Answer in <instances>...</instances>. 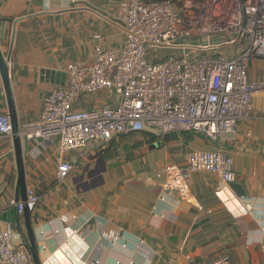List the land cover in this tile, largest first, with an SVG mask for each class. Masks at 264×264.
<instances>
[{"label": "crops", "instance_id": "1", "mask_svg": "<svg viewBox=\"0 0 264 264\" xmlns=\"http://www.w3.org/2000/svg\"><path fill=\"white\" fill-rule=\"evenodd\" d=\"M121 0H2L0 50L18 126L39 121L44 96L65 85L70 65L93 61L97 46L118 51L124 35L116 15ZM56 74L58 76L56 77ZM62 74V75H61ZM247 75L261 87L249 116L233 133L213 141L198 133L114 135L104 145L61 151L57 138L38 142L21 133L24 194L39 195L30 227L40 264H264V58L249 61ZM106 93L85 94L76 110L114 105ZM0 113L8 114L0 74ZM150 132V133H148ZM25 137V142L23 137ZM157 142V143H156ZM191 150H219L232 159L234 182L211 172H188L189 197L163 187L162 168L182 165ZM72 170L61 182L57 166ZM13 134L0 136V230L29 252L20 200ZM9 220H13L11 223ZM115 233L116 239L108 237ZM31 264L32 259L30 255ZM0 264H7L0 259Z\"/></svg>", "mask_w": 264, "mask_h": 264}, {"label": "built area", "instance_id": "2", "mask_svg": "<svg viewBox=\"0 0 264 264\" xmlns=\"http://www.w3.org/2000/svg\"><path fill=\"white\" fill-rule=\"evenodd\" d=\"M116 19L125 39L120 49L97 46L92 62L70 65L66 84L44 96L39 121L19 127L20 134L40 143L57 138L61 151L142 131L191 132L216 141L249 116L261 84L248 78L247 67L264 58V0H121ZM102 92L114 105L74 108L83 95ZM11 133L9 115L0 113V136ZM183 162L162 168L163 187L182 199L189 197L188 172L234 182L232 159L219 150H191ZM71 170L60 162L56 179L65 180ZM38 201L28 189L24 201L10 205L22 214ZM0 259L31 264L28 251L14 245L10 224L0 230Z\"/></svg>", "mask_w": 264, "mask_h": 264}, {"label": "water", "instance_id": "3", "mask_svg": "<svg viewBox=\"0 0 264 264\" xmlns=\"http://www.w3.org/2000/svg\"><path fill=\"white\" fill-rule=\"evenodd\" d=\"M2 0H0V3ZM0 21H7L11 22L12 25H14V21H12L10 18H0ZM9 59V55L7 54L6 57L3 56V53L0 50V74L2 77V81L4 84V90H5V98L7 100V105H8V115L10 118L11 122V128H12V134H13V139H14V146H15V152H16V158H17V166H18V186L21 188V199L22 201L25 200L26 194H24L25 191V186L23 183V168H22V155H21V134L19 132V126L17 122V116H16V110L14 107L13 99H12V92L10 89V84L8 80V68H7V60ZM62 75V74H61ZM58 74H56V77ZM67 76V74H66ZM68 77V76H67ZM25 137H23V140L25 142ZM230 186L232 187L235 192L240 195L244 196V191L243 188L240 184L232 182L230 183ZM15 209H11V211L8 212L10 214L12 211ZM23 216L24 220L26 223V228L29 234V240H30V246H29V252L31 255L32 263L33 264H40L38 260V252H37V247L34 241V236L32 233V228L30 227V211L27 210L26 206L23 208ZM11 223H14L13 220H9Z\"/></svg>", "mask_w": 264, "mask_h": 264}, {"label": "trees", "instance_id": "4", "mask_svg": "<svg viewBox=\"0 0 264 264\" xmlns=\"http://www.w3.org/2000/svg\"><path fill=\"white\" fill-rule=\"evenodd\" d=\"M148 133H150V132H148ZM155 132H152V133H150L149 135L151 136L150 138H151V140L152 139H155V136H157L156 134H154ZM181 134H183V133H191V132H180ZM168 135H174V133H172V134H167V135H164L163 137H167ZM160 136V135H159Z\"/></svg>", "mask_w": 264, "mask_h": 264}, {"label": "rangeland", "instance_id": "5", "mask_svg": "<svg viewBox=\"0 0 264 264\" xmlns=\"http://www.w3.org/2000/svg\"><path fill=\"white\" fill-rule=\"evenodd\" d=\"M175 134V133H174ZM157 143V142H156Z\"/></svg>", "mask_w": 264, "mask_h": 264}]
</instances>
